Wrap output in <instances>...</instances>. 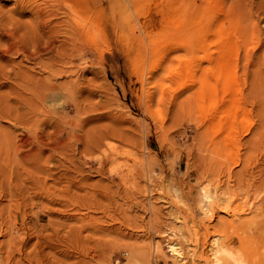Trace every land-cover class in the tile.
Returning <instances> with one entry per match:
<instances>
[{
    "label": "rangeland",
    "instance_id": "1",
    "mask_svg": "<svg viewBox=\"0 0 264 264\" xmlns=\"http://www.w3.org/2000/svg\"><path fill=\"white\" fill-rule=\"evenodd\" d=\"M262 221L264 0H0V264H264Z\"/></svg>",
    "mask_w": 264,
    "mask_h": 264
},
{
    "label": "bare ground",
    "instance_id": "2",
    "mask_svg": "<svg viewBox=\"0 0 264 264\" xmlns=\"http://www.w3.org/2000/svg\"><path fill=\"white\" fill-rule=\"evenodd\" d=\"M21 1V0H20ZM73 3V2H72ZM68 17L70 18V19H74L75 18V16H76V14H77V12H78V6H77V4H73V5H69L68 7ZM54 14V13H53ZM3 20V19H2ZM73 21H75V20H73ZM79 21V20H78ZM71 23V22H70ZM85 23L87 24H91L90 23V21H89V19L87 20V21H85ZM196 24V23H195ZM202 25V24H201ZM71 27V26H70ZM69 27V29H71L70 30V34H72V35H75V34H77V27L75 26V25H73L71 28ZM195 27H197V26H195ZM2 28V27H1ZM4 28V27H3ZM204 30V29H203ZM207 30H209V29H207ZM13 31V30H12ZM195 32H196V30H195ZM209 32H211V31H209ZM11 33V32H10ZM194 33V32H193ZM6 34V33H5ZM196 34V33H195ZM204 35L206 34V33H203ZM207 34H208V32H207ZM218 35V34H217ZM200 36V35H199ZM203 39V38H202ZM42 41V40H41ZM52 41V40H51ZM71 41V40H70ZM15 42V41H14ZM60 42V41H59ZM67 42V41H66ZM17 43V42H16ZM71 43V42H70ZM74 44V43H73ZM225 44V43H224ZM226 45V44H225ZM9 46V45H8ZM202 46V45H201ZM201 46H199V47H201ZM12 47V46H11ZM22 47V46H21ZM51 47V46H50ZM224 47V46H223ZM2 49V48H1ZM198 49H200V48H198ZM224 49H226V47L224 48ZM35 50V49H34ZM33 50V51H34ZM38 50H40V49H38ZM37 50V51H38ZM59 50H61V49H59ZM222 50V49H221ZM25 51V50H24ZM201 52H202V50H200ZM205 51V50H204ZM228 51V50H227ZM27 52V51H26ZM29 52V51H28ZM34 52H36V51H34ZM46 52V51H45ZM55 52V51H54ZM224 52V51H223ZM232 52V51H231ZM229 54V53H228ZM227 54V55H228ZM34 55V54H33ZM25 56V55H24ZM228 57V56H227ZM26 58V57H25ZM227 59V58H226ZM226 60H224V62H225ZM2 70V69H1ZM5 71V70H4ZM8 71V70H7ZM19 73V72H18ZM3 75H4V73H3ZM12 75V74H11ZM56 75V74H55ZM13 77V76H12ZM10 78V77H9ZM3 79H5V78H3ZM4 81V80H3ZM51 81V80H50ZM46 83V82H45ZM49 83V82H48ZM53 83H55V81L53 82ZM47 84V83H46ZM52 84V83H51ZM6 85V84H5ZM49 85V84H48ZM60 86V85H59ZM58 86V87H59ZM212 89V88H211ZM213 90V89H212ZM5 112V111H4ZM8 112V111H7ZM3 113V112H2ZM6 113V112H5ZM7 114V113H6ZM3 115V114H2ZM25 142V141H24ZM22 143V142H21ZM199 190H200V195L205 199V200H208V199H210L211 197H213V195H214V191L213 190H211V189H209L208 187H206V185H201L200 186V188H199ZM223 194V193H222ZM211 210H213L212 211V214H211V218H212V216H213V213H214V211L215 212H217V211H221V212H225L227 209H226V207H224V206H216V207H213V208H211ZM221 219V218H220ZM263 220V219H262ZM256 227H258V228H261V229H255V230H257V231H255V232H260V230H262V232H263V229H264V222L262 221V222H259V225H258V223L256 224ZM263 227V228H262ZM205 228H206V226H205ZM208 231V230H207ZM177 233H178V231L177 230H174L173 228L172 229H170L169 230V232H168V237L170 238V237H174V236H177ZM256 234V233H255ZM260 235V234H259ZM264 235V234H263ZM255 236V235H254ZM169 238H168V240H169ZM253 238V237H252ZM262 239V238H261ZM227 240L228 239H225L224 241H218V238H215L214 237V245H213V247H212V252H211V261H212V264H220V261L221 260H224L225 261V264H244V260H243V258H242V253H241V255L239 254L240 253V251L239 250H237V251H239V253H237V251L236 250H234V249H232L231 247H230V245H228V243H227ZM254 240V239H253ZM264 240V239H263ZM254 241H257V240H254ZM166 245H167V248H168V250H169V252L171 253V255L173 256V257H175V259H177L176 260V262L178 261V262H180L179 264H182L183 262H184V260H186L185 259V257H183L182 256V251H181V247H179L178 246V244H176V243H174V242H171V241H168L167 243H166ZM153 247V251L154 252H156V253H159V251L161 250L160 249V247H159V245L157 244V242L156 243H153V245H152ZM237 249V248H236ZM160 254V253H159ZM184 254V253H183ZM156 255H158V254H156ZM205 258V257H204ZM190 264H194V263H190ZM245 264H246V262H245ZM248 264V263H247Z\"/></svg>",
    "mask_w": 264,
    "mask_h": 264
}]
</instances>
